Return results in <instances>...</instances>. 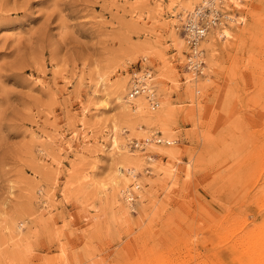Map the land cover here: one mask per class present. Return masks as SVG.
Wrapping results in <instances>:
<instances>
[{
    "label": "rangeland",
    "instance_id": "obj_1",
    "mask_svg": "<svg viewBox=\"0 0 264 264\" xmlns=\"http://www.w3.org/2000/svg\"><path fill=\"white\" fill-rule=\"evenodd\" d=\"M184 2L0 0V264H264V0L197 76Z\"/></svg>",
    "mask_w": 264,
    "mask_h": 264
},
{
    "label": "built area",
    "instance_id": "obj_2",
    "mask_svg": "<svg viewBox=\"0 0 264 264\" xmlns=\"http://www.w3.org/2000/svg\"><path fill=\"white\" fill-rule=\"evenodd\" d=\"M214 7H206L196 9L193 15L188 16L183 26V33L185 42L188 48L186 53L185 69L194 73L195 75H202V68L204 63L202 61V51L200 50V44L208 33V26L214 27L222 18V14L218 13ZM213 9V10H212ZM152 69L142 67L140 64L137 68L132 69L130 73V90L128 91V97L133 98L138 94L143 93L144 87H146V81L152 78ZM132 83V84H131ZM153 107L157 105L153 102ZM147 142L144 141H132L130 143V149L142 150L146 146ZM161 144L159 140L156 142Z\"/></svg>",
    "mask_w": 264,
    "mask_h": 264
},
{
    "label": "bare ground",
    "instance_id": "obj_3",
    "mask_svg": "<svg viewBox=\"0 0 264 264\" xmlns=\"http://www.w3.org/2000/svg\"><path fill=\"white\" fill-rule=\"evenodd\" d=\"M226 1L227 0H185V2H184L185 9L194 8L195 5H198L200 2H202L199 6H197L193 10H191L186 15L185 19L183 20L184 22L186 21V18H188V16L193 15L195 13L196 9H201V8H206V7H211L212 6V7H214L213 9H215L218 13L220 12V14H222V18L223 19H221L220 22L217 25H215L214 27H212L210 25L208 26V33H207L206 37L203 39V41L200 44V50L202 51V61H203L204 65H206L207 63H206V60H205V57H204V51H203V48H202V44L205 43L207 38L210 35L214 34L216 31L222 30V29L228 27V25H230L231 23H238V24L242 23V22H238L236 17L232 14V12H230L231 9H234L236 7L235 6L233 7V5L232 6H227ZM231 11H233V10H231ZM221 34L223 35V37L224 36L225 37H227V36L230 37V33L226 29L222 30ZM180 43L182 45V46L180 45V49L184 48V45L186 44L184 39H182L180 41ZM204 73H205V66L202 68V75H204ZM191 74L194 75V76H197L194 73H191ZM153 81H154V77H153V74H152V78L149 79L148 81H146V87H144L143 93H140L136 97H133V98L128 97V94H127V98L129 99L130 103H132L131 105H132V108H133V112L136 111L137 105L139 107H141V109L142 108L145 109V108L149 107L150 111H152V112H153L152 109H156L159 106V104H160L159 102L160 101H159V99L157 97V94H156V91L154 89ZM129 84L130 83L128 82V86H129ZM129 90H130V86H129ZM134 100H135V104H134ZM148 102L150 103V106H151L152 109L150 108ZM153 102L157 105L156 108L153 107ZM130 123H132V122H130ZM157 140H159L160 143H161L159 145L171 146V145L174 144V141H168V140H164L162 138H157L155 140V142H157ZM145 142H147L146 146H148L152 141H145ZM134 163H135L134 159L126 158V160H125V164H127V165L131 166ZM119 173H120V171H119ZM130 174H133V171ZM131 181H132L131 179H126V181H125V179L122 176H120V174H119V177L116 180V185H117L116 192H118V190H120V187H121L120 185L121 184H124V185L126 184L127 186H126L125 190L121 191L122 194L125 195L126 192L127 193H131V186H129V183ZM132 196H133L132 194L129 195V197H127L126 200L129 201V199H131ZM133 200L134 199L131 200L132 203L135 202V200L134 201Z\"/></svg>",
    "mask_w": 264,
    "mask_h": 264
}]
</instances>
